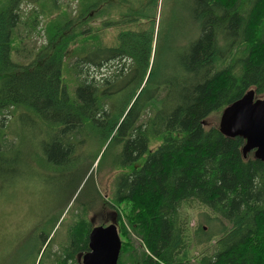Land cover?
Masks as SVG:
<instances>
[{
  "label": "trees",
  "instance_id": "trees-1",
  "mask_svg": "<svg viewBox=\"0 0 264 264\" xmlns=\"http://www.w3.org/2000/svg\"><path fill=\"white\" fill-rule=\"evenodd\" d=\"M71 1L75 12L60 0H0V182L16 178L14 124L42 136L25 162L37 176H76L72 197L85 182L70 212L36 224L15 264H82L95 207L100 225L118 227V264H264V162L205 126L251 90L264 98V0ZM25 3L42 10L23 20ZM42 27L47 43L27 51ZM91 68L110 71L99 79ZM107 144L118 148L110 163ZM107 169L109 200L96 186ZM192 202L220 224L216 237L189 234ZM205 242L212 252L195 256Z\"/></svg>",
  "mask_w": 264,
  "mask_h": 264
},
{
  "label": "rangeland",
  "instance_id": "rangeland-1",
  "mask_svg": "<svg viewBox=\"0 0 264 264\" xmlns=\"http://www.w3.org/2000/svg\"><path fill=\"white\" fill-rule=\"evenodd\" d=\"M60 4L63 8L75 12L76 2L71 0H60ZM33 9L41 11L42 7L38 4L25 3L21 6V14L23 20H27ZM23 30V26L18 28V32ZM106 37L112 40V37L116 34L114 29L105 31ZM46 34L42 27L41 31L33 32L31 34V40L26 44V50L35 52L43 44H46ZM28 55V54H27ZM17 61L21 64L28 63V59H25L21 54L20 57H16ZM110 68L103 69L101 71L90 69V74L94 77L101 78V75H108ZM72 87V85L70 84ZM12 116L6 117V122H9ZM221 115L216 114L210 116L205 121L206 127L219 126ZM14 128H18L20 136H9V142L14 139L15 154L18 156L19 161L14 169L16 172L15 181L13 185L11 181L0 182V264H15L24 246L26 238L31 237L30 233L35 228L36 224L47 215L54 216L61 210L69 209L70 205L74 204L76 197L80 190L83 188L81 184L79 190L72 197L73 188L77 177L70 178L65 183H62L66 176H54L52 180H49V173L45 176H37L36 168L31 165L28 167L25 162L29 164L28 158L31 164L34 162L33 152L39 151V141L42 140L39 132L36 129L28 128V126L14 124ZM107 146L103 149L101 156H105L110 163L118 153V148L109 149L106 151ZM96 149V147H95ZM88 150V149H87ZM99 157V158H100ZM97 165V164H96ZM96 168L94 167L93 175L96 178ZM34 175V176H33ZM102 176V177H101ZM101 176L96 180V186L99 192L104 196V199L110 198L112 192V184L115 174L108 169L105 170ZM109 202V201H108ZM99 207L94 208L95 224L100 225L103 222L102 216L99 214L102 211H98ZM70 212V209H69ZM96 213V214H95ZM108 215L110 212H107ZM68 214V213H67ZM182 214L188 224L189 234L196 241L197 229L202 226L208 233L204 237H197V240L204 241L208 236L216 237L220 224L213 226V223L206 218L205 214H210V211L196 202L188 203L183 206ZM110 216L108 218L110 219ZM216 239V238H214ZM30 240V239H28ZM136 246H140V242L137 237H134ZM197 242V241H196ZM213 242L203 243V245L193 244V254L199 255L201 253L212 252ZM58 250V246H55L54 251ZM38 262V261H37Z\"/></svg>",
  "mask_w": 264,
  "mask_h": 264
},
{
  "label": "water",
  "instance_id": "water-1",
  "mask_svg": "<svg viewBox=\"0 0 264 264\" xmlns=\"http://www.w3.org/2000/svg\"><path fill=\"white\" fill-rule=\"evenodd\" d=\"M220 132L228 138L245 141L244 158L254 152V158L264 162V98L253 90L224 109L219 123ZM122 241L116 223L93 228L89 235V252L82 264H118Z\"/></svg>",
  "mask_w": 264,
  "mask_h": 264
}]
</instances>
